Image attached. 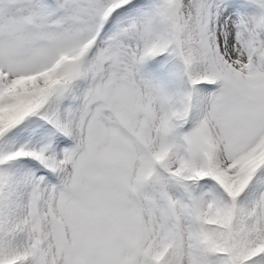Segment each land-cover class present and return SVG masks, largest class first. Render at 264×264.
<instances>
[{"label": "snow or ice", "instance_id": "snow-or-ice-1", "mask_svg": "<svg viewBox=\"0 0 264 264\" xmlns=\"http://www.w3.org/2000/svg\"><path fill=\"white\" fill-rule=\"evenodd\" d=\"M0 264H264V0H0Z\"/></svg>", "mask_w": 264, "mask_h": 264}]
</instances>
